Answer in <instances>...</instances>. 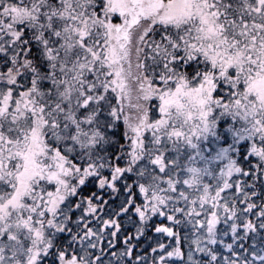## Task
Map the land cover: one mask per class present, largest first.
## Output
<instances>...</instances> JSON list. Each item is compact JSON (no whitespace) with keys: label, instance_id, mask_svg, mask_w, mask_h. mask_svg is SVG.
Instances as JSON below:
<instances>
[{"label":"snow or ice","instance_id":"6c2138e0","mask_svg":"<svg viewBox=\"0 0 264 264\" xmlns=\"http://www.w3.org/2000/svg\"><path fill=\"white\" fill-rule=\"evenodd\" d=\"M0 264H264V0H0Z\"/></svg>","mask_w":264,"mask_h":264}]
</instances>
